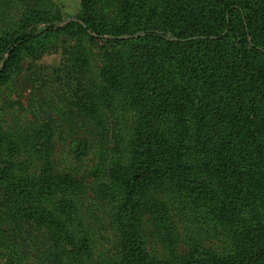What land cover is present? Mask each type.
<instances>
[{"label": "rangeland", "instance_id": "rangeland-1", "mask_svg": "<svg viewBox=\"0 0 264 264\" xmlns=\"http://www.w3.org/2000/svg\"><path fill=\"white\" fill-rule=\"evenodd\" d=\"M220 1L90 0L87 19L81 0H0V264H125L130 246L111 200L126 172L111 166L138 162L150 124L183 126L192 168L182 186L169 182L177 205L142 186L135 231L148 263L198 261L203 249L222 256L233 244L208 213L228 181L209 176L199 126L234 129L221 133L230 154L214 165L238 160L221 170H242L246 221L264 226V59L231 35L139 38L198 36ZM52 22L56 31L14 43ZM121 136L130 147L112 162Z\"/></svg>", "mask_w": 264, "mask_h": 264}, {"label": "trees", "instance_id": "trees-1", "mask_svg": "<svg viewBox=\"0 0 264 264\" xmlns=\"http://www.w3.org/2000/svg\"><path fill=\"white\" fill-rule=\"evenodd\" d=\"M81 3L86 18L90 19L89 17L93 13L90 0H81ZM207 20L206 24L207 26L210 25V28H207L198 36H186L185 39H182L183 36H176L167 31L148 30L142 32L139 38L181 43L219 41L231 35L238 39L243 38V43L264 59V4H259L256 0H221L217 9L212 12V16ZM60 24L61 22H52L46 28L37 30V32L21 34L16 37L14 43L21 45L28 43L43 32L56 31L58 29L56 27ZM70 24L72 27L80 24L90 35L101 40L108 39L103 32L94 31L92 24L86 21L79 24L77 22ZM238 29H241L239 34ZM12 48L13 46L9 48V52L12 51ZM261 70L264 72L263 69ZM144 129L146 130L145 138L142 139L144 144L136 152L138 162L128 167L124 165L121 167L118 165L111 166L113 173L116 170L126 172L121 176L120 187L113 191L111 200L114 202V210L117 211V216L122 221V231L130 246L126 252L127 262L125 261V264H158L148 263L146 255L139 248V239L135 231L137 208L144 197L142 186L152 183L154 189H159L161 194L167 198L166 201L177 205L179 202L173 189L169 186V182L170 184L177 182L178 185L185 183V178L189 177L186 170L192 168L191 159L183 153V150L186 149L182 139L183 133L181 132L183 126L178 123L166 127L150 124ZM195 129H197L198 134H201L200 140L195 141L197 151L209 153L207 159L210 161L209 164L213 165L211 168H214L209 171V176L215 182L222 179L228 181V187L220 190L218 197L215 198H218V201L208 207L212 210L208 213L213 216L215 224L222 225L227 234L225 237H229L228 243L231 241L233 244H229L230 250L222 256H215L210 250L203 249L200 252L202 258L190 263L264 264V226L252 227L246 221L243 191L239 186L242 182L240 176L242 170H221L238 167V160H227L225 158V162L221 160V165L216 167L214 165L219 163L217 158L221 155L222 150H226L230 154L228 149L231 143L222 138L221 133L226 129L234 133V129L230 124L222 130L215 129V131L211 130L209 133L206 131V127L199 126ZM129 147L130 145L128 142L125 143L123 136L118 138L111 150L114 153L112 162H122ZM115 175L117 174L115 173ZM56 187L51 186L50 189L55 190ZM193 188L199 191L196 185ZM202 195L206 197L205 192H202ZM190 263L183 262V264Z\"/></svg>", "mask_w": 264, "mask_h": 264}]
</instances>
